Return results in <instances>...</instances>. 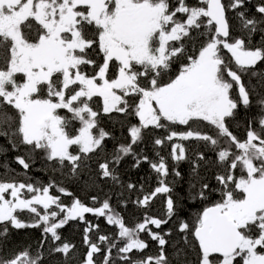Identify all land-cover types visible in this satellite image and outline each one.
I'll use <instances>...</instances> for the list:
<instances>
[{
	"label": "snow or ice",
	"instance_id": "obj_1",
	"mask_svg": "<svg viewBox=\"0 0 264 264\" xmlns=\"http://www.w3.org/2000/svg\"><path fill=\"white\" fill-rule=\"evenodd\" d=\"M0 264H264V0H0Z\"/></svg>",
	"mask_w": 264,
	"mask_h": 264
},
{
	"label": "trees",
	"instance_id": "obj_2",
	"mask_svg": "<svg viewBox=\"0 0 264 264\" xmlns=\"http://www.w3.org/2000/svg\"><path fill=\"white\" fill-rule=\"evenodd\" d=\"M162 131V130H158ZM237 131L240 134H243V128L237 129ZM186 143H191V142H186ZM147 150L151 153L152 150V145H149ZM170 148H165L162 151V154H166L167 151H169ZM14 155V153L9 154ZM12 167H17V165L12 164ZM184 168H187V165L183 166ZM122 168L126 175L123 177L125 180H130L131 182H141L144 177L151 175V169L148 168L147 165H144L140 170H133L129 171L128 170V165H122ZM19 171V169H18ZM32 175L35 177L37 181L41 182H47L49 179H52L53 176L47 171H35L32 173ZM55 179L57 180H63L62 177H60L58 174L55 176ZM154 183V180H153ZM72 191H75L77 195H79L82 199L85 198V196H90L93 194L97 193H85L82 191H77V189L74 186H70ZM105 192L108 191V188L104 189ZM101 197H103V193H99ZM66 199V198H65ZM113 203H115V199L113 200ZM159 203L156 205V210H159ZM133 210L134 206L130 205L128 209L125 211V216L128 218L129 223H132L134 220V215H133ZM139 213H135V215H138ZM89 219H92V217L89 215ZM101 225V231L102 234L104 232H112L114 229L112 226H109L106 224L105 220L103 218H100L98 221ZM64 236L67 238L68 241L71 243L75 244L77 246V259L82 258L83 253L87 250L86 247L83 244V237H82V227L81 228H72L69 226H66L65 229L63 230ZM40 237V231L37 229H25V230H20V231H13L11 238H10V248H17V247H23L26 244H35L36 240ZM154 250V246H153Z\"/></svg>",
	"mask_w": 264,
	"mask_h": 264
}]
</instances>
